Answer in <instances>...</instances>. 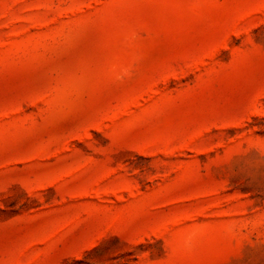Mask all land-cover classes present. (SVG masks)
Returning a JSON list of instances; mask_svg holds the SVG:
<instances>
[{
	"label": "rangeland",
	"instance_id": "1",
	"mask_svg": "<svg viewBox=\"0 0 264 264\" xmlns=\"http://www.w3.org/2000/svg\"><path fill=\"white\" fill-rule=\"evenodd\" d=\"M255 149L264 0H0V264H264Z\"/></svg>",
	"mask_w": 264,
	"mask_h": 264
},
{
	"label": "clouds",
	"instance_id": "2",
	"mask_svg": "<svg viewBox=\"0 0 264 264\" xmlns=\"http://www.w3.org/2000/svg\"><path fill=\"white\" fill-rule=\"evenodd\" d=\"M256 153L261 156L264 157V150L261 149H255ZM242 171L246 174V175H250L251 173L246 170V169H242ZM236 231L235 229L232 230H228L226 229L225 232L226 234H230L231 232ZM204 236V230L202 227L200 226H194V227H190L183 235L181 242H180V247L181 249L186 252V253H192L194 252L199 243L201 242L202 238Z\"/></svg>",
	"mask_w": 264,
	"mask_h": 264
}]
</instances>
